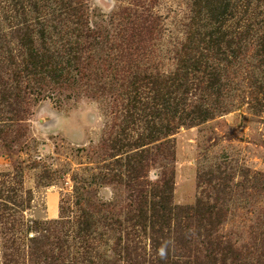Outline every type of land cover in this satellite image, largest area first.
I'll list each match as a JSON object with an SVG mask.
<instances>
[{
  "label": "rangeland",
  "instance_id": "rangeland-1",
  "mask_svg": "<svg viewBox=\"0 0 264 264\" xmlns=\"http://www.w3.org/2000/svg\"><path fill=\"white\" fill-rule=\"evenodd\" d=\"M12 11L0 264H264V0Z\"/></svg>",
  "mask_w": 264,
  "mask_h": 264
},
{
  "label": "trees",
  "instance_id": "trees-1",
  "mask_svg": "<svg viewBox=\"0 0 264 264\" xmlns=\"http://www.w3.org/2000/svg\"><path fill=\"white\" fill-rule=\"evenodd\" d=\"M11 13V15H9V16H6V14H1V15H3L5 18H3V17H1L2 18V20L0 19V23L2 24H6L7 22H11V20H12V18H13V11L12 12H10ZM28 16H29V14H28ZM16 19H17V16H16ZM35 23H37L36 22V20L34 19V18H30V19H24V20H22V21H18L17 23H13L12 25H11V23L8 25V26H5V27H7V28H9L10 30H11V32H12V34H14V36H10V38H12V40H13V42H15V41H17V37H19V36H17V35H19V34H21V33H25V31H27V29H30V28H32V26L35 24ZM4 24V25H5ZM16 29H18V31L16 32V31H14V30H16ZM261 32H262V30H261ZM16 33H17V35H16ZM7 38V36H3V37H1L0 38V44H2L3 43V41H5V39ZM1 48V47H0ZM262 65H264V63L262 64ZM253 68V67H252ZM259 70L261 71L262 69H261V67H259ZM263 71H261V73H262ZM264 73V72H263ZM262 73V74H263Z\"/></svg>",
  "mask_w": 264,
  "mask_h": 264
}]
</instances>
